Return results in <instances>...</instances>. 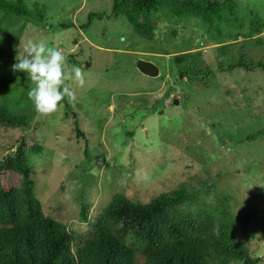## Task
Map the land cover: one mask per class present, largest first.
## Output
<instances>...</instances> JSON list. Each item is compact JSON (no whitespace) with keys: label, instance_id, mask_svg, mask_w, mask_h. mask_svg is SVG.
I'll return each instance as SVG.
<instances>
[{"label":"rangeland","instance_id":"374dc122","mask_svg":"<svg viewBox=\"0 0 264 264\" xmlns=\"http://www.w3.org/2000/svg\"><path fill=\"white\" fill-rule=\"evenodd\" d=\"M236 3L241 28L220 23L209 31L201 19L158 12L152 40L124 16L112 17V0H22L25 15L0 9V99L31 118L33 129L0 130V159L21 136L42 146L27 160L45 215L84 234L114 193L146 203L183 185L200 202L224 197L238 236L264 264V70L229 69L264 65V0ZM252 18L263 24L258 34L251 35ZM29 39L59 48L67 73L77 55L84 76L83 85L65 80L76 99L66 97L47 116L28 97L33 83L12 71L17 45ZM139 59L159 75H143ZM74 116L84 137L76 136ZM82 202L88 222L80 219Z\"/></svg>","mask_w":264,"mask_h":264},{"label":"trees","instance_id":"16d2710c","mask_svg":"<svg viewBox=\"0 0 264 264\" xmlns=\"http://www.w3.org/2000/svg\"><path fill=\"white\" fill-rule=\"evenodd\" d=\"M0 9L26 14L22 0H0ZM237 11L236 0H112L111 5L112 17L124 16L134 32L148 40L155 37L153 15L158 12L171 19L192 16L201 19L209 31H217L220 23L241 28ZM92 17L101 15L92 13L89 18ZM249 28L251 35L258 34L263 24L252 18ZM76 56L71 55L74 66L79 64ZM236 67L264 70L261 63L243 62L229 69ZM2 89L0 84V94ZM63 118H70L67 111ZM30 119L12 111L0 99V130L31 129ZM73 124L76 136L84 137L76 116ZM261 132L264 133V128L258 134ZM8 146L0 159V264H140L139 258L143 264H258L261 261L260 257L252 256L246 242L238 236L236 219L221 205L224 197L214 195L213 200L200 202L194 196V189L183 185L146 203L114 193L96 219L89 222L88 230L77 233L45 215L35 197L27 155L40 153L42 146L27 143L23 136ZM11 176L18 177L16 184L8 183ZM80 208V219L88 222L86 204L82 202Z\"/></svg>","mask_w":264,"mask_h":264},{"label":"clouds","instance_id":"9594fccd","mask_svg":"<svg viewBox=\"0 0 264 264\" xmlns=\"http://www.w3.org/2000/svg\"><path fill=\"white\" fill-rule=\"evenodd\" d=\"M22 44V52L19 50ZM67 67L64 53L47 42L20 41L17 45L15 63L12 65L14 73H24L33 83L28 92L35 111L40 115H50L57 111L60 103L67 97L72 104L76 97L73 91L65 85L69 77L80 85L84 83L83 72L80 67L74 66L71 73L65 71Z\"/></svg>","mask_w":264,"mask_h":264},{"label":"water","instance_id":"95a60500","mask_svg":"<svg viewBox=\"0 0 264 264\" xmlns=\"http://www.w3.org/2000/svg\"><path fill=\"white\" fill-rule=\"evenodd\" d=\"M136 67L138 71H140L143 75L149 77H157L159 75V69L155 64L150 61H146L143 59H139L136 63ZM174 103H177V100L174 99Z\"/></svg>","mask_w":264,"mask_h":264}]
</instances>
